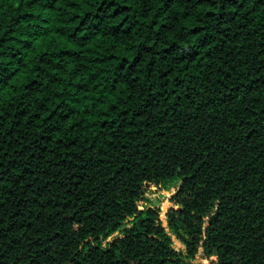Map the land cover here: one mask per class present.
Wrapping results in <instances>:
<instances>
[{
  "label": "trees",
  "instance_id": "1",
  "mask_svg": "<svg viewBox=\"0 0 264 264\" xmlns=\"http://www.w3.org/2000/svg\"><path fill=\"white\" fill-rule=\"evenodd\" d=\"M198 255L264 264V0H0V264Z\"/></svg>",
  "mask_w": 264,
  "mask_h": 264
},
{
  "label": "rangeland",
  "instance_id": "2",
  "mask_svg": "<svg viewBox=\"0 0 264 264\" xmlns=\"http://www.w3.org/2000/svg\"><path fill=\"white\" fill-rule=\"evenodd\" d=\"M176 192L174 187H163V188H153L150 191L146 192L147 200L143 201L144 204H149L153 207L160 208V218L163 220L164 225H168L167 212L171 207H177L173 201V196ZM142 206V205H141ZM171 233V232H170ZM119 232H115L109 239L119 236ZM173 238V246L179 251H185V244L176 236V234L171 233ZM196 261L202 264H210V260L202 257L201 255L197 256Z\"/></svg>",
  "mask_w": 264,
  "mask_h": 264
}]
</instances>
